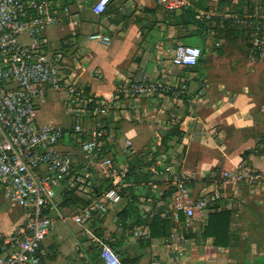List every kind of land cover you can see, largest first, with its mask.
I'll return each mask as SVG.
<instances>
[{"label":"crops","instance_id":"crops-1","mask_svg":"<svg viewBox=\"0 0 264 264\" xmlns=\"http://www.w3.org/2000/svg\"><path fill=\"white\" fill-rule=\"evenodd\" d=\"M50 1L59 7L71 6L80 23L51 27L44 36L56 48H61V41L65 42L72 81L95 97L109 98L118 84L129 77L146 76L173 84L184 80L187 84L188 94L183 98L168 95L136 103L125 100L122 109L104 120L120 137L129 139L137 153L152 151L163 169L170 167L173 172L188 176L198 194L203 187L212 186L224 171L234 170L244 162L264 174V155L251 153L244 159L238 138L230 135L247 131L251 125L247 118L252 117L254 110H247L249 106L245 103L251 104L258 91L260 97L264 96V58H254L242 36L228 42L214 30L186 24L185 12L170 13L153 0H114L103 15L94 14L89 5L79 6L78 0ZM251 1L261 5L264 0ZM207 4L218 12L225 8L220 0H208ZM94 32L109 36L110 41L98 43L86 39ZM187 40L195 42L189 45L199 47L202 57L195 67L175 68L171 65L172 51ZM98 74L102 77L98 78ZM256 81L260 88L255 91ZM55 94L62 96L49 92L35 118L43 125L66 127L67 120L63 123L48 117L50 111L60 112L61 105L65 107L64 101L54 100ZM133 105L139 114L131 108ZM176 127L182 138L176 137L165 149L164 136ZM62 147L78 152V147L68 141ZM155 180L160 182L158 188L150 184L144 194H138L134 217L125 225L117 217L129 202L122 195L107 215L84 225L73 220L82 207H60L53 212L55 227L43 244L45 264H103L100 258L103 244L118 252L121 262L127 259L131 264H264L263 256H242L245 251L240 250L238 243L244 234L242 228H237L236 212L232 216L227 248L216 247L212 238L203 236L199 224L182 252H172L162 245L163 237L152 238V217L146 209L156 206L166 186L164 179ZM147 194L151 195L148 199ZM229 197L234 199L231 186ZM4 200L0 196V236L12 233L25 220L22 209L14 208L6 200L10 204L8 208ZM229 203L225 209H236Z\"/></svg>","mask_w":264,"mask_h":264},{"label":"built area","instance_id":"built-area-1","mask_svg":"<svg viewBox=\"0 0 264 264\" xmlns=\"http://www.w3.org/2000/svg\"><path fill=\"white\" fill-rule=\"evenodd\" d=\"M113 1L78 0V4L89 5L94 14L103 15ZM153 1L170 13L192 7L191 0ZM227 1L236 5L239 0ZM216 18L240 25L254 58H264V5L244 15L229 12V8L222 12L198 9L195 15L200 22ZM79 23L71 6L59 7L50 0H0V196L25 212L22 224L0 236V264H45L43 244L55 227L52 213L59 211L66 191L74 190L89 200L74 216L77 224L107 215L110 207L121 201V190L129 185L128 160L135 156L151 163L144 172L166 183L156 206L146 210L151 217L170 221V233L161 243L172 252L184 251L198 224L203 233L215 206L222 209L230 202L231 208L238 209V202L229 197L231 185H252L263 180L259 171L239 165L224 171L212 186L203 187L198 194L188 176L170 167L163 169L152 151L137 153L132 142L120 137L104 120L122 109L125 100L136 103L168 95L183 98L188 86L184 80L173 84L146 76L129 77L109 98L95 97L72 81L70 61L64 52L67 47L61 44L56 48L44 36L51 27ZM86 39L110 41L100 32ZM201 56L199 47L179 43L172 51L171 65L195 67ZM51 91L62 94L69 126L43 125L36 120V112ZM131 108L139 114L136 105ZM66 141L78 147V152L64 149ZM117 154L122 161L117 160ZM101 180L112 187L97 193V182ZM151 186L158 188L157 184ZM166 192L170 195L162 199ZM100 258L103 264H122L120 255L109 244L101 246Z\"/></svg>","mask_w":264,"mask_h":264},{"label":"trees","instance_id":"trees-1","mask_svg":"<svg viewBox=\"0 0 264 264\" xmlns=\"http://www.w3.org/2000/svg\"><path fill=\"white\" fill-rule=\"evenodd\" d=\"M192 7L183 9L182 11L186 13L188 16V21L186 24H195L197 25L201 30H214L215 33L225 38L228 42H235L238 36H242L246 41V36L243 32V29L240 25H238L233 20H226L223 23L221 22V19L216 18L213 21H204L200 22L195 19V15L197 13L198 9H204L209 10L211 7L208 6V0H191ZM223 4V7L229 8V12H234L239 15H244L247 12H251L255 9L257 5H255V2H252L251 0H239L236 5H233L229 1H221ZM262 5H264V1L261 2ZM244 6V9H247L248 11H243L242 8ZM225 8L223 10H225ZM249 8V9H248ZM176 13V12H173ZM61 44L64 45L63 47L66 48L65 42L61 41ZM202 57V56H201ZM179 137V140L182 138V132L176 127L173 130H171L168 134L164 136L163 140V146L165 149H168L170 146V143L176 138ZM252 152H247L244 155V159H246L247 156H249ZM261 153L257 154L260 156ZM151 163H148L145 158L140 156H135L132 159L128 160L129 165V174L127 177V183L129 184L125 188L121 190V195L123 197H126L129 202L128 206L123 208L120 212L117 213V217L120 220V222L125 225L126 222L129 219H132L134 217V210H136L135 205H137L139 195H136L134 193V188H137L138 190L141 189V187H149L150 184H159L160 182H157L155 180V177L145 171L144 169L148 168ZM112 185L109 182H105L103 180L97 182L96 191L97 193H102L108 189H110ZM170 195V192H166V194L162 197V199L167 198ZM144 196V195H143ZM151 197V195L147 194L145 195V198L148 199ZM156 200L155 196H153ZM159 201V200H158ZM89 200L86 198H83L81 195H78L74 190L66 191L64 192L60 207H82L84 208L88 204ZM236 209L233 210H227L225 208H219V206H215L213 210L209 213L208 217V223L204 227L203 230V236L212 238L214 240V245L216 247H223L227 248L229 246L230 237H231V221L232 216L234 212H236ZM151 221V237L152 238H162L167 236L170 233L171 229V223L168 220H164L159 218L158 216L150 218ZM240 245V242L238 243V247ZM242 247V246H241ZM118 253V252H117ZM123 264H131L129 260L123 259Z\"/></svg>","mask_w":264,"mask_h":264},{"label":"rangeland","instance_id":"rangeland-1","mask_svg":"<svg viewBox=\"0 0 264 264\" xmlns=\"http://www.w3.org/2000/svg\"><path fill=\"white\" fill-rule=\"evenodd\" d=\"M242 10L245 11L244 6ZM194 43L193 40H187L185 44L189 45ZM57 44L59 47V43ZM259 88L260 85L256 81L253 89L256 91L259 90ZM254 95L256 97L253 98L251 104L250 101L245 103L247 107L249 106L247 110H250V108L254 110L252 117L249 116L247 118V120L251 122V125L247 126V131L245 133L232 132L230 134L233 139H236L235 137L238 138L240 146L242 147L240 152L243 157L247 152H252L256 155L261 153L264 155V96L260 97L259 91ZM54 100H56V102H61L63 101V97L59 94H55ZM61 107L62 111L59 112L58 109L50 111L48 117L51 120H61L63 123L67 120V125L69 126L70 122L67 119L66 108L62 105ZM75 145L78 146L77 144ZM117 160L122 161L123 157L117 154ZM243 165L249 167L247 162H244ZM260 174L263 176V180L252 185L245 183L231 185V198H234L238 202V209L236 210L238 214L237 228H242V234H244L240 242V244L243 245H239L242 246L239 247L240 250L245 251V253H241L242 256L260 255L264 257V174L261 172ZM146 189L147 188L144 186L140 190L134 188V193L136 195L141 193L144 194ZM3 204L4 206L10 205L6 200H4ZM8 208L10 207L8 206Z\"/></svg>","mask_w":264,"mask_h":264}]
</instances>
